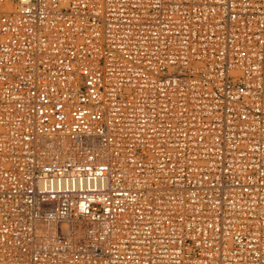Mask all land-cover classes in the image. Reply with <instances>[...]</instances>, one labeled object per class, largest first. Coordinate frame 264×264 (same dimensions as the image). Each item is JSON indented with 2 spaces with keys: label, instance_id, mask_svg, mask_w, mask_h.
Returning a JSON list of instances; mask_svg holds the SVG:
<instances>
[{
  "label": "built area",
  "instance_id": "2783aa9c",
  "mask_svg": "<svg viewBox=\"0 0 264 264\" xmlns=\"http://www.w3.org/2000/svg\"><path fill=\"white\" fill-rule=\"evenodd\" d=\"M0 264H264V0H0Z\"/></svg>",
  "mask_w": 264,
  "mask_h": 264
}]
</instances>
